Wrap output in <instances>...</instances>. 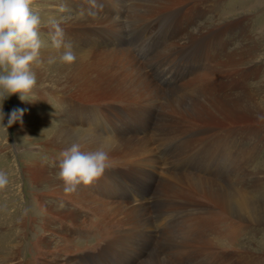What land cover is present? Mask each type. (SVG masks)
Masks as SVG:
<instances>
[{
	"label": "rangeland",
	"instance_id": "rangeland-1",
	"mask_svg": "<svg viewBox=\"0 0 264 264\" xmlns=\"http://www.w3.org/2000/svg\"><path fill=\"white\" fill-rule=\"evenodd\" d=\"M54 2V0H33L32 8L41 20V49L54 45L52 34L47 28L66 15L65 9L55 6ZM123 3L130 5L129 0H95V7L102 14L118 16L124 12ZM145 9L148 11L138 18L139 26L130 31L126 28L121 34L118 33L106 40L112 47H125L132 57L134 56L133 58L142 64L135 84L141 82L144 77H146L144 81H150L142 86L139 95L144 96L146 93L148 95L154 92L152 95H158L162 103L156 105L155 109H151L146 104L140 105L143 113L141 118L146 121L147 116H151L152 123L147 120L141 126L129 121L126 123L127 126H122L121 122H117L126 132L117 140L120 142L118 145L122 147L128 140H132L131 144L134 146L146 145V150L142 148L141 150L148 152L149 156L153 155L151 162L148 161L142 173L135 174V170L124 172V180L128 184L132 182V186L129 184L132 188L131 194L128 185H119L121 190L128 189L127 194H130L131 201L135 199L134 194L138 198L146 197L145 187L141 186L142 184L150 185L152 192L156 191L158 198L156 204L145 208L148 216L151 217V225L146 233V246L149 244V247L145 254L138 257V252L133 253L131 247L124 250L120 241L114 240L106 249L107 257L95 254L84 264H235L227 261L225 256L237 255L240 252L246 253L243 259H239L241 264H264V225L247 227V218H242L243 228L237 236L231 237L228 235L230 227L226 220L213 223L204 219L213 216V211L218 214L223 210L222 206L213 203V196L222 192L223 195H227L229 201V193L233 187L245 189L249 201L257 202L261 208H264V0H136V15L138 16ZM83 31L87 33V30ZM84 37L86 45L83 46L78 42L75 49L79 51L97 47V41L91 43L88 40L91 35ZM103 38L105 37H100L101 40ZM79 46L83 48H78ZM59 62L61 63L60 59ZM48 64H46L47 71L53 74L57 66ZM117 65L109 69L113 70ZM33 72L36 74V71ZM36 78L38 80L40 77L36 75ZM45 85L46 83L40 86L37 81L34 92L27 96L25 101H21L18 94L4 100L2 105L4 119H0V171H6L10 178L6 190L0 191V236L5 234L7 229L18 228L23 224L25 236L16 234L12 241L16 240L15 243L20 241V258L23 259L24 264L31 258L30 256H33L31 243L43 232L41 229L43 213L36 201V193L40 187L33 182L32 188L27 189L26 173L25 175L21 173L22 175L17 177L7 170L9 167L21 170L25 161L35 160L37 156H41L38 159L41 165L47 166L52 161V153L55 152V150H46L50 148L46 146V141L50 139V133L48 134L47 131L54 132L60 127L68 126L75 107L86 109L95 102L94 98L71 96L68 99L69 112L60 120L57 117L60 114L57 103L37 98L47 90L48 87ZM118 86L120 84L111 78L110 88L113 92ZM86 88L85 85L83 89ZM113 92L106 93L111 96L110 104L116 105L118 100L124 101L115 97ZM202 96H213L223 105L219 108V104H214L215 109H219V116L213 115V112L201 118L185 112L176 115L175 110L168 109L167 114L174 118L168 124L174 134L168 135L167 140L163 138L165 141L150 137L158 127L155 116L158 117L166 99L181 103V100L192 101ZM145 97H142V100H145ZM13 109H22L24 114L11 127H7L8 116ZM240 109H243L244 113L236 112ZM92 124L91 129L101 143L109 142L110 140L104 139L116 135L113 122L102 126H98L95 122ZM212 127V133L229 127L244 128V131H248L246 137L242 138L244 155L239 154L241 146L238 147L235 142L233 143L231 136L225 135V144H220L225 145L224 150H218L213 159V153L218 149L217 145L213 148L212 138L208 137V133H202ZM74 129H76L75 135L88 132V127L81 123L76 124ZM148 132L149 134L146 135ZM145 135L149 142L144 137V140L141 138ZM175 140L177 145L173 161L167 160L166 155L158 150L157 146L169 141L170 146L173 147ZM205 152L208 154L206 155ZM134 155L139 157L138 154ZM188 155L196 156L197 160H189ZM251 157L248 162L247 159ZM53 158H59V155H54ZM246 170H249L251 178L247 175L248 182L242 183L241 178L246 177L243 175ZM42 174L46 172L42 171ZM55 178L58 182L59 175ZM255 179H257L256 184L253 183L255 187H250ZM88 195L91 199V195ZM105 197L120 202L126 200V197L120 193ZM180 199L184 204H174ZM82 201L91 202L84 208L90 222L87 227L80 228L73 234L72 256L86 254L75 253V250L78 248L85 250L87 244H91L93 239L91 231L99 218V215L89 210L90 207H94L99 211L92 199ZM60 204L59 202L58 205ZM202 205L208 207L204 209L201 208ZM209 209L211 215L207 212ZM6 210L11 211L6 212ZM160 223L165 224L161 227ZM213 234H216L214 244L209 242L213 240ZM46 239L55 243L54 234ZM53 258V264L58 262L69 264L68 256L63 254Z\"/></svg>",
	"mask_w": 264,
	"mask_h": 264
},
{
	"label": "bare ground",
	"instance_id": "bare-ground-1",
	"mask_svg": "<svg viewBox=\"0 0 264 264\" xmlns=\"http://www.w3.org/2000/svg\"><path fill=\"white\" fill-rule=\"evenodd\" d=\"M54 1L55 6H60L65 9L66 15L59 18L57 23H59L61 27H64V39L66 42L72 44L74 51L78 54V59L74 64L69 66L62 62H59V55L60 52L63 51V49H56L55 44L50 48L41 49L39 59L40 61H37L33 64L32 70L36 71V75L40 77L37 80L39 85L42 86L46 83L45 87L48 88H46L47 90L42 94L41 97L37 98L46 99V101L52 100L53 102L57 103L58 107L60 108V114H58V116L56 114L55 115L60 120H62L69 112L68 99L71 96L94 98L95 102L91 106H87L86 109L82 107H75L73 109V114L71 119L69 120L70 122L68 126L60 127L54 132L47 131L48 134L50 133V139L46 141V146L50 148H46V150H55V152L52 153V161L49 162L47 166H42L41 162L38 160L41 156H37V159L35 160L28 159V161H25L21 170H18L16 167L15 169L9 167V169L7 170L12 172L17 177H19V175H22L21 173H23V175H25L26 173L25 176L27 177L26 179H28L27 189L32 188L33 182H36L35 184L40 187V189L36 193V201L38 203V206L41 208V212L43 213V219L41 222V229L43 232L42 234L38 235L35 241H31V251L33 253V256H30L31 258L29 260L27 259L25 264H53V257L58 256V254L68 256L67 263L69 264H84L85 261H88L87 259L91 260V258L95 254L107 257L106 249L111 241L114 240L120 241V243L122 244V249L125 250L127 247H131L130 250L133 253L138 252L137 256L141 257L140 255L145 254V251L149 247V244L146 246V233L151 225V217L148 216V212L145 208L150 206L153 207L156 204L158 198L156 191L153 190L152 192L151 188H149L150 185L145 186L144 184H142L141 186L145 187L144 193L146 197L141 196L143 198H138V196L134 194L133 197H135V199H132L131 201L130 194L132 192V182H129V184L131 185L130 186L128 182L124 180L123 174L126 170H135V174L142 173L148 161L151 162L153 155L149 156L148 152L143 151L146 150V145L142 147L134 146L133 144H131L132 140H128L127 144H124V146L122 147L120 146V144L118 145V143L120 142H118L117 140L120 139V136L126 134V132L119 127V124H117V122H121L120 124H122V126H127L126 123H129V121L136 122L141 126H143L144 123L147 122V120H150L152 123L153 118L151 116H147L146 121L141 118L143 113L140 105L146 104L151 109H155L156 105H161L162 103L160 102L161 99L158 95H152L154 92H152V94H150V92L148 95L146 93V95H144L146 96L145 100H142V97L144 96L139 95V92L142 90V86H145L147 81H150H144L146 79V77H144L143 80H140L141 82L135 84V79L138 75L139 68H142L140 67V65L142 66V64L135 60L133 58L134 56L132 57V54H130L125 47H112L106 39L108 37H114L118 33L121 34L125 31L126 28L128 31H130L134 27L139 26L137 25L138 18L146 13L148 9L143 10L137 16L136 0H129V6L123 3L124 12H122L120 15L118 14V16H112L106 15L107 13L102 14L101 12H99L98 9H96V7L90 3V0ZM155 4L160 5V3ZM82 10H91L95 14L88 15L87 13H85L83 16H81ZM83 30H87V33H84ZM47 31H49L50 34H53L52 25L50 28H47ZM88 35H91V38H88L91 43L97 41V47L82 49L83 47L79 46L78 48H81L82 50L78 51L77 49H75L78 42L83 46L86 45V39L84 36ZM100 37L105 38L101 40ZM98 46H102L103 48H99ZM96 50L99 51L96 52ZM48 63H52L54 66H57V68L54 69L53 74L47 71L46 64ZM115 65H117L116 68H114L113 70L109 69ZM111 78H113L116 83L120 84V86H118L114 90V92L110 88ZM85 85L87 86V88L83 89ZM85 90H87V92H84ZM39 91L40 90H38V92ZM111 92H113L115 97H117L118 99L122 98L124 99V101L118 100L119 102H117L116 105L110 104L109 99H111V96L106 93ZM115 100L117 99L115 98ZM137 100H139L140 102ZM172 100L166 99L163 106H160L161 109L159 111L158 117L157 115L155 116V118H157L156 121L158 122V127L156 126V130L154 129V132H151L152 134L150 135V137H154L159 140L165 138V140H167L168 135L174 134L173 130L169 128L168 125L174 120L173 117L167 114L168 109L175 110L176 115H179V113L181 112H185L186 114L191 113L196 117L201 118V116L212 112L213 115L219 116V109L216 110L214 104H219V108L223 107V105L220 104L216 99H214L213 96H202L193 99L192 101L181 100V103H175V101ZM236 112L244 113V110L240 109L236 110ZM92 122H95L98 126L113 122L115 125L114 131L116 132V135H110L106 139H104L110 140L109 142H99L96 138V134L91 129V127H93ZM80 123L82 125L85 124L88 127V132L85 131V134L75 135L76 129L73 130V127L76 124ZM56 127L57 125L55 124V128ZM212 131L213 127L205 129V131L202 133H208V137L212 138L211 140H213V148H216L217 145L218 149L214 151L213 159H215L218 150H224L225 145L220 144H225V135L231 136L233 139V143L235 142L237 146H241H238L240 152L239 154L244 155L242 138L246 137L248 131H244V128L230 129V127L229 129L225 128L223 130L216 131V133H212ZM148 134L149 132L146 135ZM146 135L142 136L141 138L143 140L144 138L146 139ZM165 140L163 139V141ZM77 142L82 144L83 151L95 150L101 144H106L111 159V167L106 169L103 176L96 180L92 185H81L75 193L65 194L63 181L59 178L58 182H56L55 177L59 175L60 172L59 164L62 160V151L66 148H69L73 143ZM147 142H149V140H147ZM169 143V141H166L157 146L158 150L163 151V153L166 155L165 159L167 160H171L172 158H174V150L177 145L176 140L173 142V147H171ZM228 145L230 146L229 143ZM141 148L143 150H141ZM252 150L254 154V147ZM134 154H138L139 157H135ZM205 154L207 155L208 153L205 152ZM54 155H59V158H53ZM188 159L197 160V157L188 155ZM251 159L252 157L248 158V162ZM188 168L190 169V167ZM42 171H45L46 174L43 175ZM259 172L260 171H258V173ZM243 175H246V177L241 178V180H243L242 183L248 182L247 175L251 178L249 170H246ZM38 182H41V184H39ZM256 182L257 179H255L252 184H250V187L253 186L254 188L255 186L253 183L256 184ZM120 184H126L130 187L129 195L127 194L128 189L121 190L119 188ZM117 193H120L122 194V196L126 197V200L120 202L111 200L110 197H105L106 195L112 197ZM247 193L248 192H246L243 188L236 189L233 187V190L229 193V201L227 200V195H223L222 192H220V194L218 195H214L213 203L215 205L222 206L223 210H221L218 214L213 211L212 216L211 209H209L207 212L211 216L208 218L204 217V219L213 223L220 220H226L228 226L230 227L228 235H230L231 237L237 236L240 229L243 228L244 225L242 222V218H247V227H262L264 225V208H261V206H259L257 202L251 203L249 201ZM88 194L91 195L92 202H94V204L99 208V211L94 207H90L89 210L94 214L99 215V218L97 219L95 225L93 226V230L91 231V235L93 237L91 244H87L85 250L83 248H78L77 250H75V253L79 252L86 254H81L80 256H72L71 253L74 249L73 234L78 229L87 227L88 223L90 222V219L85 213L84 208H86L91 202L82 201L85 199L91 200ZM148 201L150 202L149 205ZM59 202L61 203L60 205H58ZM174 204L180 205L184 204V202L180 199L177 200V202H174ZM238 205L241 206L237 207ZM207 207L208 206L206 205H202L201 208L206 209ZM180 210L182 211V209ZM10 211L11 210H6V212ZM160 224L161 227H163L165 223ZM203 224L206 225L205 223ZM38 232H40L39 229ZM211 233L214 232L211 231ZM16 234H20L22 236L24 235L23 224H20L18 228L7 229L5 234H2L0 236V264H24L23 259L20 258V241L18 243H15L16 240L12 241L14 235ZM52 234L55 235V243H53L51 240L49 241L46 239ZM207 234L209 233L207 232ZM212 239L213 240L209 242H213L214 244L216 234H213ZM140 243L143 244L141 245ZM132 247L135 248L133 249ZM245 254V252H240L237 255H226L225 257L229 262L241 264L239 262V259H243ZM234 256L235 258H237L235 259ZM57 264L60 263L58 262Z\"/></svg>",
	"mask_w": 264,
	"mask_h": 264
},
{
	"label": "clouds",
	"instance_id": "clouds-1",
	"mask_svg": "<svg viewBox=\"0 0 264 264\" xmlns=\"http://www.w3.org/2000/svg\"><path fill=\"white\" fill-rule=\"evenodd\" d=\"M90 3L95 6V0H90ZM32 4L33 0H0V119H4V100L18 94L21 101H25L37 86L32 66L40 59L41 20ZM85 13L95 14L91 10H82L81 16ZM52 28L56 49H63L60 61L69 66L74 64L78 54L72 44L65 41L64 29L59 23H54ZM23 114L24 110L13 109L8 116L7 127L20 120ZM82 147L81 143H73L61 153L59 178L63 181L65 194L75 193L81 185H92L111 167L106 144L91 151H83ZM9 184L8 173L0 171V191Z\"/></svg>",
	"mask_w": 264,
	"mask_h": 264
}]
</instances>
